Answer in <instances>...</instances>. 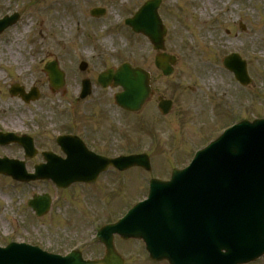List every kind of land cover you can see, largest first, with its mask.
Returning <instances> with one entry per match:
<instances>
[{"label":"rangeland","instance_id":"1","mask_svg":"<svg viewBox=\"0 0 264 264\" xmlns=\"http://www.w3.org/2000/svg\"><path fill=\"white\" fill-rule=\"evenodd\" d=\"M146 1L0 0V15L6 11L20 14L19 21L0 36V129L34 133L38 131L37 124L58 125L60 114L50 116L44 109L70 103L76 97L78 81L69 71L65 87L52 92L43 67L54 60L59 68H75L78 77L86 75L89 78L124 62L148 70L156 93L145 104L142 114L153 109L158 95L173 101L174 115L169 119L159 122L147 116L141 129L135 125L133 130H126L122 140L113 143L112 148L133 150L141 141L152 152L155 148V153L151 156L152 171L131 169L122 173L126 179L121 181L123 189L112 193L109 185L104 193L105 187H100L103 194L118 197L110 201V216L115 215L125 200L140 199L149 178H162L168 170L172 172V167L184 165L186 158L192 157L195 144L204 139L202 136L217 137L223 129L219 127L233 115L234 120L264 117V0H211L214 10L205 6L201 19L196 8L202 7L204 0H161L158 11L166 29V51L177 58L173 74L166 79L154 67L156 52L148 39L133 34L125 24V20ZM95 7L104 8L105 14L91 17L89 10ZM224 7L228 11H222ZM240 23L245 26L244 30ZM25 24L24 33L22 26ZM110 31L115 37L107 42L105 39ZM230 52L238 53L246 61L251 79L246 87L234 81L233 75L221 63ZM78 61L88 64L86 74L77 71ZM15 82L26 91L36 87L40 92L39 99L28 106L18 97H8L7 87ZM100 92L97 89L92 91L87 103H94ZM43 138L39 139L40 145L48 143L47 138ZM150 142L154 147L149 145ZM0 152L18 159L23 156L17 146L0 148ZM37 161H41L40 156L28 162ZM106 177L110 182L113 175ZM97 185H72L66 191H56L47 181L23 184L0 176V244L32 242L63 253L88 234L87 224H75L81 220L78 215L70 221V209L66 206L81 203L80 198L89 199L92 193H96ZM43 193L52 198V210L39 221H34L26 201L34 194ZM110 196L108 200H113ZM101 199L97 197L92 202L94 208L83 214L84 222L105 217L101 203L108 202L106 198ZM116 245L128 253L124 257L125 264L142 261L144 255L138 243L129 242L127 249L126 244L117 242ZM95 250L98 251L97 246L84 250L83 254L96 255L97 251L92 252ZM252 264H264V256Z\"/></svg>","mask_w":264,"mask_h":264},{"label":"water","instance_id":"2","mask_svg":"<svg viewBox=\"0 0 264 264\" xmlns=\"http://www.w3.org/2000/svg\"><path fill=\"white\" fill-rule=\"evenodd\" d=\"M157 6L158 1L146 3L138 14L126 23L134 32L146 35L155 49H164L165 32L157 16ZM103 12L96 10L92 15ZM5 26L6 23L1 21L0 31ZM174 61L173 57L163 53L155 58V66L168 75L172 71L170 64ZM225 66L235 73L241 83H246L244 63H240L236 55L227 59ZM46 71L51 85L60 87L62 76L55 64H49ZM111 80L123 89V92L116 96V101L124 109L138 110L150 92L149 75L140 68L133 69L124 64L116 70L115 75H112V70H108L99 77L104 87ZM86 86L88 94V82ZM11 92L20 93L25 101L38 96L36 90L28 95L17 89ZM169 105L170 102H165L163 112H167ZM3 139L5 138H1L0 142H4ZM21 144L29 151L30 143ZM53 161V158H48V166L43 168L44 173L37 170L35 175H27L20 163L1 161L0 172L20 181L50 178L61 187L78 181L92 182L96 177V173L77 174L76 170H72V173H50V170L57 171L59 168ZM112 163L121 168L138 165L148 169L145 156L115 160ZM28 203L38 215H42L46 212L50 199L43 195L34 197ZM147 203L151 204V209L141 213L144 216L143 223L128 218L109 228V235L114 232L125 239L143 238L148 242L151 236L160 240L156 233L166 227L176 233L186 245H182L186 253L181 254L179 264H243L257 259L264 254V121H255L252 124L244 122L242 127L229 132L224 138L198 153L188 170L174 171L169 183L154 184L150 201ZM172 210L176 217L169 213ZM154 216L157 218H153ZM170 219H175L183 226L180 235L177 230L175 232L173 224L168 222ZM127 223L131 228L124 232L122 227ZM106 247L107 254L101 263L119 264L110 240L106 242ZM148 248L151 249L149 243ZM13 255L17 257V264H34L33 254L19 247L0 251V264L9 262V258L13 262ZM164 257L175 264L171 257ZM49 258L52 260L42 264H63L58 263L57 258ZM76 262L96 264L83 263L80 260L74 261V264Z\"/></svg>","mask_w":264,"mask_h":264},{"label":"flooded vegetation","instance_id":"3","mask_svg":"<svg viewBox=\"0 0 264 264\" xmlns=\"http://www.w3.org/2000/svg\"><path fill=\"white\" fill-rule=\"evenodd\" d=\"M95 101L97 102L78 104L72 111L62 112L60 115L61 126L58 127V131L73 136L75 140L84 144L88 151L96 155L112 158L118 152L126 154L128 152L126 148H112V145L115 141L124 138L128 129L129 117L133 114L123 111L112 103V97L100 94ZM68 117L72 120L70 123ZM54 152L65 157L59 148ZM110 205L111 203H101V210L105 217H97L85 222L83 214L91 211L94 208V203H78L73 208V214L74 217L78 215L81 220L77 222L87 224L88 228L86 227V229L89 230V223H100V221H107L112 217L108 213Z\"/></svg>","mask_w":264,"mask_h":264},{"label":"bare ground","instance_id":"4","mask_svg":"<svg viewBox=\"0 0 264 264\" xmlns=\"http://www.w3.org/2000/svg\"><path fill=\"white\" fill-rule=\"evenodd\" d=\"M215 1L218 2V0H215ZM211 2H212L211 0H204V1L201 3L202 7H197V8H196V10H199V13L197 14L199 19L202 18V15L204 14V12H205V10H206L205 6H208V7L211 8V10H214V8L212 7L213 5H212ZM225 10L228 11V10L224 7V8L222 9V11H225ZM194 13H197V11H196V12L194 11ZM224 21L227 22L228 19H225ZM197 22H198V20H197ZM26 26H27V24H25V25L22 26V29H23V32H24V33L26 32ZM114 37H115V36L112 35V34H111V35H107L105 41L110 42V39H112V38H114ZM233 38H235V36H234Z\"/></svg>","mask_w":264,"mask_h":264}]
</instances>
